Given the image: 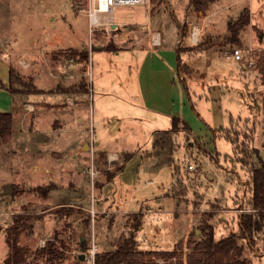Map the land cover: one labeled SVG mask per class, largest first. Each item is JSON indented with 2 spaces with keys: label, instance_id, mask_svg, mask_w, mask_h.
<instances>
[{
  "label": "rangeland",
  "instance_id": "374dc122",
  "mask_svg": "<svg viewBox=\"0 0 264 264\" xmlns=\"http://www.w3.org/2000/svg\"><path fill=\"white\" fill-rule=\"evenodd\" d=\"M147 5L151 15L161 17L167 43L172 42L174 27L179 25L176 37L184 67L178 76V86L183 88L185 84L194 102L200 96V82L209 75L205 64L210 55L216 56L219 64L223 59L226 65H217L215 70L219 72L226 66L235 74L230 81L242 113L229 128L222 130L186 119L193 129L170 131V138L168 136L173 168L165 166L164 157L163 162L153 166H134L138 178L145 180L162 169L158 178L163 182L144 186L133 194L136 200L144 196L145 201L141 224L136 231L137 248L176 250L187 262L189 254L200 256L197 242L201 239L203 225H212L215 238L219 240L238 235L241 215L254 212L249 203L252 154L257 150L264 158V76L261 72L264 68V0H216L204 12L196 11L190 0H147ZM244 8L250 10V24L240 33L241 44H234L226 40L230 35L229 25L239 19ZM91 9L90 0H0V80L6 77L7 65L14 67L22 80L14 84L17 94L12 96L8 110L14 116L12 135L6 141L0 140V191L8 184L13 185L11 195H0V264H8L7 230L16 217H25L21 225L26 228L19 236V244L29 250L26 260L19 264H47L39 251L50 242L64 253L57 264H86L78 256L90 244L93 234L99 251H107L121 235L128 234L135 223L132 213L96 212L93 217L82 204L90 203L95 196L97 203L103 201L100 191L94 193L91 186L99 183L100 175L107 179L118 172L130 153L122 150L107 154L94 149L95 141L110 145L115 141L114 136H123L113 133L118 130L115 116L104 118L114 110L115 104L99 93L97 78L101 72L109 70L110 65H118V60L128 58V51L118 53L127 42L113 20L105 21L101 14V23L91 25ZM182 29L186 30V36L182 35ZM193 30L199 31L195 42ZM189 38L191 43L187 41ZM69 48L88 49L89 59L82 61L79 55L66 58L62 52ZM236 48L253 50L236 61L230 57ZM250 59L253 64H249ZM120 74L124 77V73ZM113 77V73L108 72L105 82L112 84ZM190 96L186 101L193 109ZM127 98L131 105L126 104L125 108L131 113L141 103L129 95ZM75 109H80L79 114ZM126 110L121 112L126 113ZM70 111L71 122L63 129L51 131L69 119ZM76 115L82 116L81 122ZM76 127H81V132L72 130ZM80 136L90 141L91 152L86 156L80 153L75 162L72 154ZM131 139L136 141V136L126 137V140ZM138 142L143 144L142 140ZM143 151L148 153L149 150ZM49 153L57 158L65 155L63 169L71 163L75 165L78 174L74 182L69 183L71 175L66 173L67 185L53 188L55 184L48 179L50 169L38 172V168L33 167L40 161L43 167ZM81 157L83 163L79 162ZM96 169L100 170L99 177L95 175ZM93 170L97 172L91 175ZM40 174L44 177L42 183L38 180ZM120 177L119 174L113 184L104 187L103 193L112 197V189L117 187L116 195L124 196L127 201L139 179H132L130 175L127 180ZM43 186L49 187L47 195ZM62 200L74 201L76 205L58 206L49 211L53 202ZM238 242L244 247L241 260L246 264H264V226L251 240L238 238ZM158 261L164 260L159 258Z\"/></svg>",
  "mask_w": 264,
  "mask_h": 264
},
{
  "label": "crops",
  "instance_id": "0c3cea01",
  "mask_svg": "<svg viewBox=\"0 0 264 264\" xmlns=\"http://www.w3.org/2000/svg\"><path fill=\"white\" fill-rule=\"evenodd\" d=\"M148 6L147 3L117 6L111 12V19L110 16L107 17L102 14L105 21L113 20L116 27L120 28H118V30H122V37L126 38L125 42H127V44L119 49L118 53L121 55L122 52H125L122 50H126L128 51V58H121L122 61L118 60V65H110V69L105 73L101 72V75L97 78L99 80V93L105 98H111L115 104L114 110L109 111V113L107 112L108 115L104 116V118L115 116L113 119L118 123V130L113 131V133L114 135L123 134V136H114L115 141L110 145L108 143H103L101 140L95 141L94 149L98 153L105 152L107 154L123 150L132 153V155L128 159H124V168L121 171L116 172L111 178L107 179H104V177L100 175V178H98L99 183L91 186L94 193H96L97 190L100 191V199L105 201H99L97 203V198L95 196V199L93 198L90 203H82L84 205L83 208L86 210L90 211L93 209V217L96 212L97 214L114 213L123 215L125 213L143 211L142 209L145 204L144 196H139V199L136 200L133 194L144 186L155 185L158 181L163 183L162 178L160 180L158 178L162 169H159L154 176H148L145 180V178L142 177L138 178V174L134 172V166L138 164L142 166L144 164L153 166L164 157V162H166L165 166L173 168L170 159L172 154L168 151L173 116L180 117L184 120L188 119L190 121L193 119V121H197L198 124L201 122L206 126L208 125L214 129L222 130L229 128L234 122L235 117L242 115L241 111L239 112L238 110L235 89L230 81L235 74L229 72L230 70H228L226 66L221 67L219 72L215 70L217 65H226V61L223 59H220L221 64H219L218 58L210 55V60L205 64L207 65L205 69L209 72V75L205 77L204 81L200 82V96H197L194 102L191 99L192 95L187 92L188 87L185 84L182 85L183 88L178 86L177 81L180 75L178 72V47L180 44L176 34L179 25H175L174 27L172 42L167 43L162 33L163 25L160 22L161 17L151 15ZM154 39L156 41H154ZM187 41L191 43L190 38ZM193 41L195 42V40ZM22 66L24 67L25 65ZM9 70L10 68L7 65V72H5L6 77L3 81L0 80V111H8L11 109L12 94L8 89L10 85ZM108 72L113 73L115 76L110 79L112 84L105 82L104 76ZM116 72L119 73L116 74ZM120 73H124V77H122ZM101 81L103 82L101 83ZM110 85L114 88L108 89L107 87ZM127 94L131 99L140 101L141 103H138L137 108L131 113H127L125 108L126 104L131 105L127 98ZM189 96L191 104H193V109H190L186 101V97L189 98ZM198 104L203 105L198 106ZM122 109L126 110V113H122ZM75 110L76 114H79L80 109ZM25 112L26 111H24V113ZM68 114V121L66 120L65 122L63 120L60 123V125H62L60 128L51 129V131L54 132L66 127V124L70 123L72 120L71 111ZM76 116L77 121L81 122L82 116ZM34 117L41 119L42 115L34 114ZM104 118V124H107ZM191 128L193 129L192 126ZM72 130L81 132L82 129L81 127H76ZM128 135L136 136V141L135 139H131L130 141L126 140ZM124 136H126L125 140ZM140 140L143 141V144L138 142ZM86 147L88 150L85 149ZM90 147V141H88L86 137L80 136L76 141V150L72 154L73 160L76 162L80 153H83L85 156L89 154L91 152ZM111 147L112 149H110ZM146 149L149 150L148 153L147 151H143ZM101 153L99 155L100 162L103 159ZM163 154H165V156ZM47 158V162L43 167L41 166V161L33 167L38 168V172L43 169L45 171L50 169L51 173L48 179L55 184L53 188L67 185V180L64 176L66 173H70L71 175L69 183L77 179L76 175L78 173L74 170V164L71 163L70 166L65 164L67 167L63 169L65 155L57 158L54 157L53 153H49L47 154ZM79 159V162L83 163L84 160L82 157ZM92 164L94 166V163ZM84 171L83 169L80 174H84ZM99 172L100 170L95 175L98 176ZM119 174L121 176L120 178H122V176L124 177V180H127L129 175L132 179H139L137 186L131 192L130 199L127 201L124 200V196L116 195L118 193L117 187L112 189L114 191L112 197L103 193L104 187L113 184L112 182H114ZM43 179L44 177L40 174L38 179L40 183H42ZM151 180H153V182L148 184V181ZM87 198L88 196L86 199ZM63 205H76V202L63 200L56 203L53 202V207H50L49 211Z\"/></svg>",
  "mask_w": 264,
  "mask_h": 264
},
{
  "label": "trees",
  "instance_id": "16d2710c",
  "mask_svg": "<svg viewBox=\"0 0 264 264\" xmlns=\"http://www.w3.org/2000/svg\"><path fill=\"white\" fill-rule=\"evenodd\" d=\"M215 1L216 0H190V5H192L196 11L204 12L208 10ZM249 24L250 10L244 8L239 19L229 25L230 35L226 37V40L234 44H241L240 33ZM182 35H187L186 30L182 29ZM181 53V49H178L179 73L183 71L184 67ZM62 54L68 59H72L78 55L82 61L89 59L88 49L78 51L69 48L62 52ZM261 72L264 76V68L261 69ZM9 74L10 85L8 89L14 98L15 94H17L14 84L17 82L22 83V80L20 76H18L16 69L12 66L10 67ZM13 120L14 116L12 112L0 111L1 141H6L7 138L12 135ZM184 128L191 129V126L186 120L173 116L170 131L176 132ZM254 153L255 154H252L253 164L251 165L252 196L249 202L254 212L241 215L238 235H229L216 240L212 225H203L201 239L197 242L200 252L199 258L196 257L195 254H189L187 262H184L183 258L177 255L176 250L138 249L136 231L141 224L143 213L142 211L134 212L132 215L135 223L132 225L130 232L121 235L112 249L103 252L98 250L96 264H246L244 260H241L244 247L238 242V238L251 240L254 238L257 231L264 226V158L259 155L257 150H255ZM131 155L132 153H129L125 159L131 157ZM123 167L124 165L121 166L119 171H121ZM42 189L44 191L45 189L47 190L44 193L47 195L49 187L43 186ZM24 220L25 217H16L14 218L13 224L8 227L7 243L10 249L9 256L6 258L8 264H19L25 261L26 254L29 253L27 248L19 244V236L26 228V225H21L22 222H25ZM81 244L84 246L85 240L81 241ZM39 255L46 258L47 264H57L56 261L64 258L63 251L56 247L55 243L51 242L47 248L40 249ZM159 258H162L164 261L160 263L158 261Z\"/></svg>",
  "mask_w": 264,
  "mask_h": 264
},
{
  "label": "built area",
  "instance_id": "2783aa9c",
  "mask_svg": "<svg viewBox=\"0 0 264 264\" xmlns=\"http://www.w3.org/2000/svg\"><path fill=\"white\" fill-rule=\"evenodd\" d=\"M90 1L92 5V9L90 11V16L92 19L91 25H98L101 23L102 15L98 14V12L102 10L103 5L105 7L104 12L111 13L114 10V8L117 6L140 5V4L147 3V0H90ZM196 33H197V38H198L199 31L193 30V33H192L193 40H194V35ZM154 41L156 40L154 39ZM252 50H253L252 48L246 51L236 48L231 52L230 57L236 61H240L244 58L245 52L250 53ZM249 64H253V59H250ZM190 167H192V165H190ZM96 172L97 171L93 170L92 174L94 175ZM151 182H153V180L148 181V184H150ZM90 212L94 214L93 209H91ZM98 250L99 248L95 241V235L93 234L90 244L85 248V250L82 251L85 254V258L83 261H85L86 264H96V255H97ZM80 253L81 252H79V254Z\"/></svg>",
  "mask_w": 264,
  "mask_h": 264
},
{
  "label": "water",
  "instance_id": "95a60500",
  "mask_svg": "<svg viewBox=\"0 0 264 264\" xmlns=\"http://www.w3.org/2000/svg\"><path fill=\"white\" fill-rule=\"evenodd\" d=\"M115 26V25H113ZM13 193V185L12 184H8L5 186L4 190L0 191V195H11ZM84 240V237H82V241ZM79 258L80 259H84L85 258V254L84 253H80L79 254Z\"/></svg>",
  "mask_w": 264,
  "mask_h": 264
},
{
  "label": "bare ground",
  "instance_id": "6f19581e",
  "mask_svg": "<svg viewBox=\"0 0 264 264\" xmlns=\"http://www.w3.org/2000/svg\"><path fill=\"white\" fill-rule=\"evenodd\" d=\"M104 10H105V7H104V5H103V8H102V10H100V12H98V14H104V16L106 15V16H110V19H111V17H112V13H103L104 12ZM195 35H197V33L195 34ZM195 35H194V39H197V36L195 37Z\"/></svg>",
  "mask_w": 264,
  "mask_h": 264
}]
</instances>
